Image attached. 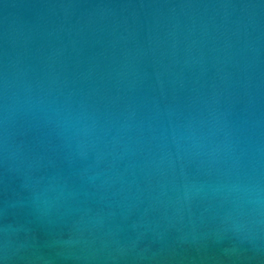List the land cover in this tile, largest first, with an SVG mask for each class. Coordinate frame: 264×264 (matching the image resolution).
Returning a JSON list of instances; mask_svg holds the SVG:
<instances>
[{
  "label": "water",
  "instance_id": "95a60500",
  "mask_svg": "<svg viewBox=\"0 0 264 264\" xmlns=\"http://www.w3.org/2000/svg\"><path fill=\"white\" fill-rule=\"evenodd\" d=\"M0 264H264V0H0Z\"/></svg>",
  "mask_w": 264,
  "mask_h": 264
}]
</instances>
